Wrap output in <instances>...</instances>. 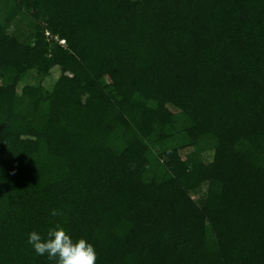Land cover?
Instances as JSON below:
<instances>
[{
    "label": "trees",
    "instance_id": "16d2710c",
    "mask_svg": "<svg viewBox=\"0 0 264 264\" xmlns=\"http://www.w3.org/2000/svg\"><path fill=\"white\" fill-rule=\"evenodd\" d=\"M56 224L96 264H264V0H0V264H55Z\"/></svg>",
    "mask_w": 264,
    "mask_h": 264
},
{
    "label": "clouds",
    "instance_id": "9594fccd",
    "mask_svg": "<svg viewBox=\"0 0 264 264\" xmlns=\"http://www.w3.org/2000/svg\"><path fill=\"white\" fill-rule=\"evenodd\" d=\"M50 215L55 217L61 213L53 209ZM27 243L37 255H46L55 264H96L97 256L93 245L84 238L73 240L60 224L50 227L45 235L30 232Z\"/></svg>",
    "mask_w": 264,
    "mask_h": 264
},
{
    "label": "rangeland",
    "instance_id": "374dc122",
    "mask_svg": "<svg viewBox=\"0 0 264 264\" xmlns=\"http://www.w3.org/2000/svg\"><path fill=\"white\" fill-rule=\"evenodd\" d=\"M56 73L57 71L54 68L51 69L50 80L56 76ZM180 155L183 156V151H180ZM204 157H207V156L205 155ZM205 188H206V184L203 183L198 188L191 191V196L197 203H200L204 199Z\"/></svg>",
    "mask_w": 264,
    "mask_h": 264
},
{
    "label": "built area",
    "instance_id": "2783aa9c",
    "mask_svg": "<svg viewBox=\"0 0 264 264\" xmlns=\"http://www.w3.org/2000/svg\"><path fill=\"white\" fill-rule=\"evenodd\" d=\"M60 42L62 43V40Z\"/></svg>",
    "mask_w": 264,
    "mask_h": 264
}]
</instances>
